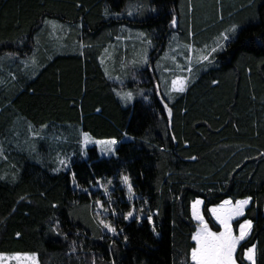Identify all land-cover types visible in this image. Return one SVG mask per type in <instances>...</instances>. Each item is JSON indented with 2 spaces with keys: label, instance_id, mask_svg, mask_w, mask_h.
Returning a JSON list of instances; mask_svg holds the SVG:
<instances>
[{
  "label": "trees",
  "instance_id": "1",
  "mask_svg": "<svg viewBox=\"0 0 264 264\" xmlns=\"http://www.w3.org/2000/svg\"><path fill=\"white\" fill-rule=\"evenodd\" d=\"M234 24L212 63L194 60L186 90L165 98L181 58L164 60L168 72L155 65L174 34L210 45ZM139 33L152 41L147 64ZM115 37L135 43L118 53L119 71L102 60ZM82 132L118 140L115 156L82 150ZM57 153L69 165L54 171ZM247 197L232 222L237 232L252 221L237 264H249L252 244L264 264V0H0V253H35L39 264H193L191 203L200 198L219 231L209 209Z\"/></svg>",
  "mask_w": 264,
  "mask_h": 264
},
{
  "label": "snow or ice",
  "instance_id": "2",
  "mask_svg": "<svg viewBox=\"0 0 264 264\" xmlns=\"http://www.w3.org/2000/svg\"><path fill=\"white\" fill-rule=\"evenodd\" d=\"M151 11H155V9H150ZM107 14V13H106ZM133 12L129 11L128 15H132ZM176 17L173 16L172 25H176ZM237 25H232L230 28L226 29L224 32H221L219 36L215 40V46L209 47L205 45L203 49L196 50L193 45L187 44L185 45L187 51L189 53L195 52L196 55L193 57L192 55L187 56V67L182 68L181 71H187L192 73L193 71V61L197 64H203L207 62L208 64L212 63L213 54L219 50H222L225 47V42L229 41L232 36H234L237 32ZM141 37H144L147 40V46L143 50V56L141 61L142 64L148 63L147 50L148 47L152 45V41L147 39L144 33H139ZM191 35V33H190ZM175 39V37H173ZM83 47V45H82ZM174 51V49H173ZM83 54V53H81ZM174 61L175 57H171ZM177 67H180L177 65ZM167 71V69H166ZM107 75V73H106ZM189 82V77L187 76H175L171 82L169 91L166 95L171 98V93H183ZM216 83V81H213ZM117 96L120 97L122 101L128 103L133 99L132 92H117ZM147 99V97H145ZM164 109L167 111L169 117L172 115V110L168 108L167 104L164 105ZM127 134H125V137ZM175 139V137H173ZM90 142V138L88 133H83L82 144H87ZM98 145H103L101 148L102 153L105 155H115L116 153V145L118 141L116 139H107L96 141ZM59 159V158H58ZM195 159V157H192ZM67 159H59V164L62 167H68ZM60 168L54 169V171H59ZM15 179V177H13ZM73 182L75 183V177L73 176ZM122 182L127 186L129 192V198L131 199L133 196L132 184L129 180L128 176H122ZM99 184L100 182L97 181ZM108 184H111V181H108ZM101 187L104 189L105 195H108V188L106 185L101 184ZM252 197H247L244 199H238L233 203L232 200H224L220 205L210 208L209 211L216 218V220L220 223L223 230L216 233L212 232L207 223L204 221L203 216L198 211V206L203 202L199 199H196L192 202V216L194 219L198 221V228L195 233L192 235V240L195 241L196 246L191 249V260L193 264H237L236 251L237 247L241 241H244L250 234L252 229V221L245 220L243 223L239 225V235L233 234L231 229L230 221H232L235 217H240L244 215V210L247 205H249ZM96 205L102 210V212L97 213L98 216H102L103 212H108L109 209L104 207V202L101 200H96ZM109 203L111 201L109 200ZM147 203V201H145ZM55 207V205H53ZM141 214H143L144 209H140ZM112 214L116 215L115 210H112ZM134 217V210H130L124 215V219L128 220L129 218ZM141 216H135V219L140 220ZM147 219L149 223H152V213H148ZM98 224L102 230H106L109 233H112L114 236L117 235V229L110 222H106L103 218L98 220ZM122 231V230H121ZM153 232H155V226H153ZM20 234L17 233V236ZM127 236L124 237L125 242H127ZM75 245V242H73ZM73 252L76 250L75 247L71 249ZM10 259H15L17 264H38L37 256L35 253H24V254H13L12 256H8L7 254L0 253V264H6V261ZM243 259L247 260L249 264H256V245L252 244L250 247L246 248L243 252ZM93 264H95V260H93Z\"/></svg>",
  "mask_w": 264,
  "mask_h": 264
},
{
  "label": "rangeland",
  "instance_id": "3",
  "mask_svg": "<svg viewBox=\"0 0 264 264\" xmlns=\"http://www.w3.org/2000/svg\"><path fill=\"white\" fill-rule=\"evenodd\" d=\"M174 37H175V39H173V37H172V39H171V42H170V49L167 51V52H165V53H167V54H165V58L164 59H167L169 62H174L172 59H171V57H175V59H177V57L178 58H181V61L180 62H178V64L177 65H179L180 67H177V65H175L174 66V68H173V70H175L174 72H176V74L173 76V78L175 77V76H177V75H180V76H187L188 75V72L185 70V71H181V69H182V67H184V68H186L187 67V56H188V54H187V56H186V54L184 53V52H175L176 50H178V48H179V45H178V43L180 44V42H179V40H178V36L176 35V34H174ZM216 40V39H215ZM215 40H214V43H215ZM185 45L186 44H180V46L182 47V49L185 51V49H186V47H185ZM213 46H215L214 44H212L211 45V47H213ZM173 49H174V51H173ZM180 56V57H179ZM186 66V67H185ZM168 71H170L169 70V68H168ZM185 72V73H184ZM172 78V79H173ZM171 79V80H172ZM169 87H170V84H169V86H168V89L167 90H169ZM120 92H128V91H126V90H121ZM167 92V91H166ZM166 92L164 93V97L166 98ZM166 95V96H165ZM83 133H87V132H82L81 133V149L82 150H84L85 148H87V147H91V146H95L96 148H97V151H98V155H99V157H104V158H109V157H112V156H115V155H105L104 153H102V151H101V148L103 147V145H98L97 143H96V141H101V140H107V139H113V138H95V137H93L91 134H89L88 133V135H89V138H90V142L89 143H87V144H82V140H83ZM126 139V138H125ZM118 141V140H117ZM119 143V142H118ZM37 145V144H36ZM118 145V144H117ZM117 145L115 146V147H117ZM37 148H38V146H37ZM67 159L68 160V162H69V157L68 156H64V155H62L61 153H57L56 155H55V169H57V168H60V169H65V168H67V167H62V166H60V164H59V159ZM68 165H69V163H68ZM72 186L73 187H75V183L72 181ZM199 200H201L200 198H198ZM225 200H230V199H225ZM202 201V200H201ZM223 202V201H222ZM221 202V203H222ZM220 203V204H221ZM233 203H235V202H233ZM219 204V205H220ZM201 206H202V204H200L199 206H198V211H199V213L202 215V212H201ZM216 206H218V205H216ZM216 206H212L211 208H213V207H216ZM101 212H102V210H101ZM211 213V212H210ZM102 214H107L106 212H103ZM191 214H192V203H191ZM211 215H212V213H211ZM203 216V215H202ZM212 217H213V219H214V221L219 225V227H220V230L219 231H214V230H212L209 226H208V228L212 231V232H216V233H218V232H220V231H222L223 230V228H222V226L220 225V223L216 220V218L212 215ZM192 218H193V216H192ZM236 218H238V217H235L233 220H235ZM194 219V218H193ZM195 221H196V223H197V228H198V226H199V224H198V221L196 220V219H194ZM233 220L232 221H230V225H231V229H232V231H233V234H235V235H239V226H238V229H237V232H235L234 231V229H233V227H232V222H233ZM204 221H205V219H204ZM206 222V221H205ZM244 222V221H243ZM242 222V223H243ZM196 231H197V229H196ZM195 242V241H194ZM195 246H196V244H195ZM27 253H29V252H27ZM3 254H7L8 256H12L13 254H17V253H3ZM20 254H24V253H20ZM29 254H31V253H29ZM37 256V255H36ZM37 261H38V259H37ZM247 261V260H246ZM6 264H17V261L15 260V259H10V260H8V261H6ZM21 264H23V262H21ZM38 264H39V262H38Z\"/></svg>",
  "mask_w": 264,
  "mask_h": 264
},
{
  "label": "crops",
  "instance_id": "4",
  "mask_svg": "<svg viewBox=\"0 0 264 264\" xmlns=\"http://www.w3.org/2000/svg\"><path fill=\"white\" fill-rule=\"evenodd\" d=\"M131 31H132L131 29L128 30V32H131ZM221 32H224V31H221ZM132 36L133 35H131V34L129 35L130 38ZM129 39H127V38L125 39L124 38V39L120 40L122 42V43H120V45H116V42H118V41H116V37H115V39H114L115 42L113 43V45L111 47H109L106 50L105 55L102 56L103 57L102 60L104 62H106V63H109L111 65L112 69L114 68L116 71H119V63H118L119 62V60H118L119 56L118 55L120 54L119 52L123 51V53H124V55H123L124 57L123 58H126L127 54H128V56H130L132 51H133V48H135V43L132 41V39L131 40H129ZM212 44L215 45V43H212V42H211L210 45H207L205 43L200 45V44L195 43V42L192 45H193L194 49L199 50V49H203L205 47V45H207L209 47V49H210ZM118 46H120L121 49H119ZM148 51L149 50H147V56H148ZM163 55H165V53L162 54V56ZM189 55H192L193 57H195L196 53L195 52L189 53ZM177 59H178V57H177ZM161 60H163V61H161ZM164 60H167V59L163 58V59H160L159 63L156 62L155 67L157 69H160L163 72H168V63L164 62ZM133 63L134 62H132V64ZM166 69H167V71H166Z\"/></svg>",
  "mask_w": 264,
  "mask_h": 264
}]
</instances>
